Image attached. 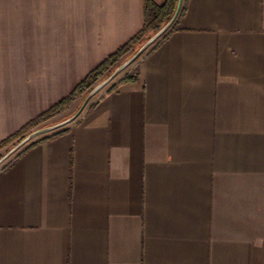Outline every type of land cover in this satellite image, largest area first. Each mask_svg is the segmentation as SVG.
Here are the masks:
<instances>
[{"label":"crops","instance_id":"0c3cea01","mask_svg":"<svg viewBox=\"0 0 264 264\" xmlns=\"http://www.w3.org/2000/svg\"><path fill=\"white\" fill-rule=\"evenodd\" d=\"M18 1L0 20V141L145 20L143 0ZM174 23L1 165L0 264H264V0H187Z\"/></svg>","mask_w":264,"mask_h":264},{"label":"trees","instance_id":"16d2710c","mask_svg":"<svg viewBox=\"0 0 264 264\" xmlns=\"http://www.w3.org/2000/svg\"><path fill=\"white\" fill-rule=\"evenodd\" d=\"M186 1L187 0H183V5H181L178 16H181L184 13ZM143 2L145 20L142 29L127 43L119 47L115 52L111 53L96 68H94L79 84H77V86L71 91L68 96L62 98L49 109H47L34 119L30 120L14 134L0 141V148L10 144V146L8 147L9 149L17 141H19L30 129L34 128L40 123L45 122L48 118L62 110L65 105L69 104V102L72 101L76 96L80 95L84 91H87V93H89L93 83L100 82L108 77L116 69V67H118L123 61L133 55L148 39L149 36H151L164 24H166L172 17L177 5V0H165V2L160 5L153 3L151 0H143ZM175 29H177L176 23L170 26L168 33ZM167 34H164L162 36V39L165 38ZM128 78H130V75H125L121 79V81H125ZM114 86L115 85H112L111 88H113ZM54 134L56 133H53L49 136H52Z\"/></svg>","mask_w":264,"mask_h":264},{"label":"water","instance_id":"95a60500","mask_svg":"<svg viewBox=\"0 0 264 264\" xmlns=\"http://www.w3.org/2000/svg\"><path fill=\"white\" fill-rule=\"evenodd\" d=\"M182 1L183 0H177L175 11L172 17L170 18V20L166 24H164L159 30H157L155 33L149 36L148 39L140 46V48L133 55H131L128 59L123 61L118 67H116V69L108 77L98 82L95 86L91 88V90L85 97L83 104L85 103L87 98H89L91 95L95 94L97 91L101 90L104 86H106L114 77H116L120 72H122L127 66L131 65L139 56H141V54L147 48H150L152 44L154 45L155 42L159 40L167 32V30L170 28V26L173 24V22L178 16L179 10L182 5ZM75 118H76V115H72L55 124L36 127L28 131L19 141H17L3 155H1L0 164L3 163L5 160H7V158H9L17 150L25 146L28 142L33 141L34 139H36L37 137L41 135H45L62 126L67 125L68 123L72 122Z\"/></svg>","mask_w":264,"mask_h":264},{"label":"rangeland","instance_id":"374dc122","mask_svg":"<svg viewBox=\"0 0 264 264\" xmlns=\"http://www.w3.org/2000/svg\"><path fill=\"white\" fill-rule=\"evenodd\" d=\"M7 2H10V8H16V2H20V1H18V0H0V20L1 19H5V13H6V10H5V8L7 7L6 6V3ZM183 2V1H182ZM183 5V4H182ZM12 12V11H11ZM158 41V40H157ZM156 41V42H157ZM155 42V43H156ZM153 45V44H152ZM151 45V46H152ZM150 46V47H151ZM148 49L149 48H147L142 54H141V56H139L131 65H129L127 68H125L122 72H120L116 77H114L106 86H104L101 90H99V91H97L95 94H93V95H91L89 98H87V100L85 101V103L82 105V107L80 108V110L78 111V113L76 114V116L77 115H81L102 93H103V91H106L109 87H111V85H116L117 84V82L119 81V80H121L125 75H130V74H133V73H135V71H136V68H137V64H138V62L140 61V59L143 57V55L148 51ZM98 82H95V83H93L92 84V86L91 87H93V86H95L96 84H97ZM87 91H84V92H82L81 94H80V100H78V101H82V102H84V99H85V97L87 96ZM79 96V95H78ZM76 111H77V109H72V110H70L69 112H67V113H64V114H62V116L61 117H59V118H55L54 120H49V121H46V122H43V123H40V124H38L37 126H35L34 128H36V127H40V126H47V125H52V124H55V123H57V122H60V121H62V120H64L65 118H68V117H70V116H72L73 114H75L76 113ZM76 119H77V117L75 118V120H73L71 123H74V122H76ZM33 129V128H32ZM32 129H30V130H32ZM29 130V131H30ZM40 137V136H39ZM31 142V141H30ZM29 143V142H28ZM27 143V144H28ZM10 146V144H8L6 147H4L1 151H0V155L2 154H4L5 152H6V150L8 149V147ZM21 149V148H20ZM18 151V150H17ZM16 151V152H17ZM15 152V153H16ZM14 154V153H13ZM12 154V155H13ZM6 161V160H5ZM5 161L3 162V163H5ZM3 163H1L0 164V167H1V165H3Z\"/></svg>","mask_w":264,"mask_h":264}]
</instances>
